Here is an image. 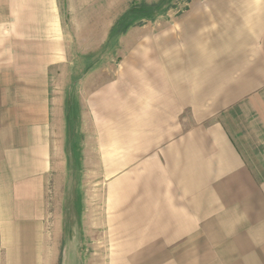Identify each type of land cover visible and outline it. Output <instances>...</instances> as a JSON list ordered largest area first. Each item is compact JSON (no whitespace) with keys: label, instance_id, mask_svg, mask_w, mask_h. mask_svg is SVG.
<instances>
[{"label":"crops","instance_id":"crops-1","mask_svg":"<svg viewBox=\"0 0 264 264\" xmlns=\"http://www.w3.org/2000/svg\"><path fill=\"white\" fill-rule=\"evenodd\" d=\"M134 1L0 0V264H37L30 239L50 216L70 118L94 135L83 150L126 168L109 230L137 262L264 264V0L142 19L105 74L112 22ZM51 240L37 245L53 253Z\"/></svg>","mask_w":264,"mask_h":264},{"label":"rangeland","instance_id":"rangeland-1","mask_svg":"<svg viewBox=\"0 0 264 264\" xmlns=\"http://www.w3.org/2000/svg\"><path fill=\"white\" fill-rule=\"evenodd\" d=\"M144 3L135 0L113 20L109 38L101 51L105 74L111 73L113 66L109 65L116 61V57L111 56V51L117 36L132 25L123 31L127 24L131 22L137 24L142 19H146L140 18L141 13L137 6ZM187 3L188 0H164L160 9L156 10V15L161 14L166 17L179 15L187 8ZM54 74L55 78L62 79L61 69H55ZM70 75L71 78L77 79L81 72L71 71ZM81 122L82 120L75 118L64 120V130H62L64 135L62 132L55 135V138H60L64 143L65 161L61 163L62 155H60L55 162L57 166L51 184L52 189L47 193V210L50 216L44 220V226L40 229L37 239L32 237L30 239L31 251L37 249L33 259L37 264H143L136 261V250L127 239L126 232L109 230V209L112 202L110 192L112 188L113 191L119 189L116 184L125 176L126 168L111 164L109 157L116 152L83 150L86 139L93 142L94 135L90 134L92 133L90 130L86 133ZM59 126L62 127L61 124ZM95 158L98 160L96 164L100 162L101 166L95 165ZM114 206L118 207L115 203ZM81 211H84V214ZM99 217L102 223L100 238L98 232L94 235L93 230L94 222H97L95 218ZM94 236L97 241L95 247ZM45 238L52 239L53 253H49L51 246L46 248L41 243L37 245ZM94 251L100 253L101 257L93 256Z\"/></svg>","mask_w":264,"mask_h":264},{"label":"trees","instance_id":"trees-1","mask_svg":"<svg viewBox=\"0 0 264 264\" xmlns=\"http://www.w3.org/2000/svg\"><path fill=\"white\" fill-rule=\"evenodd\" d=\"M163 1L164 0H159L158 2L151 3V4L144 3V4L137 5V6H139V10H140V13H141V14H139L140 18L141 17H145L146 19L154 18L155 15H156V10L160 9ZM138 23H141V22H138ZM131 24H133V22L127 24L125 26V28L123 29V31Z\"/></svg>","mask_w":264,"mask_h":264}]
</instances>
